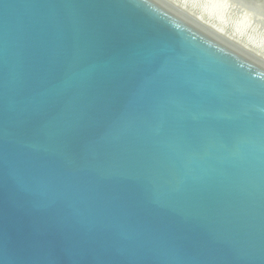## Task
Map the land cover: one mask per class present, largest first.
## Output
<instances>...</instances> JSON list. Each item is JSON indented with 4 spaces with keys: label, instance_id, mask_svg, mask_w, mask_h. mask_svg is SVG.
Wrapping results in <instances>:
<instances>
[{
    "label": "water",
    "instance_id": "95a60500",
    "mask_svg": "<svg viewBox=\"0 0 264 264\" xmlns=\"http://www.w3.org/2000/svg\"><path fill=\"white\" fill-rule=\"evenodd\" d=\"M0 264H264V61L164 0H0Z\"/></svg>",
    "mask_w": 264,
    "mask_h": 264
},
{
    "label": "rangeland",
    "instance_id": "374dc122",
    "mask_svg": "<svg viewBox=\"0 0 264 264\" xmlns=\"http://www.w3.org/2000/svg\"><path fill=\"white\" fill-rule=\"evenodd\" d=\"M212 16L264 44V0H191Z\"/></svg>",
    "mask_w": 264,
    "mask_h": 264
},
{
    "label": "bare ground",
    "instance_id": "6f19581e",
    "mask_svg": "<svg viewBox=\"0 0 264 264\" xmlns=\"http://www.w3.org/2000/svg\"><path fill=\"white\" fill-rule=\"evenodd\" d=\"M168 4L174 6L179 11L195 19L203 26L209 28L226 40L236 44L240 48L249 52L264 61V44L244 35L239 30L215 16H212L206 8L199 6L191 0H164Z\"/></svg>",
    "mask_w": 264,
    "mask_h": 264
}]
</instances>
